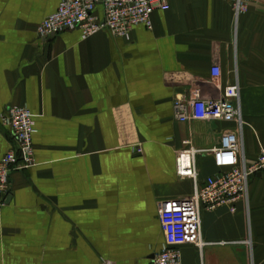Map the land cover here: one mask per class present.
I'll use <instances>...</instances> for the list:
<instances>
[{"label":"crops","instance_id":"1","mask_svg":"<svg viewBox=\"0 0 264 264\" xmlns=\"http://www.w3.org/2000/svg\"><path fill=\"white\" fill-rule=\"evenodd\" d=\"M59 2L0 0V114L22 106L34 122V164L10 174L0 201V264H150L163 244L158 202L192 193L176 176L177 153L203 151L202 184L227 169L210 151L238 132L237 120L178 122L174 101L216 98L237 82L243 157L258 156L264 0L237 20L223 0H167L152 29L128 40L77 30L42 40L36 28ZM13 147L0 124V158ZM233 207L202 211L205 245L182 246V264H264V175Z\"/></svg>","mask_w":264,"mask_h":264},{"label":"built area","instance_id":"2","mask_svg":"<svg viewBox=\"0 0 264 264\" xmlns=\"http://www.w3.org/2000/svg\"><path fill=\"white\" fill-rule=\"evenodd\" d=\"M232 8L235 20L247 12L249 6L260 0H224ZM101 8L102 17L97 15ZM167 0H60L52 14L36 28L37 36L47 40L68 30H77L81 38L107 31L111 35L129 39L136 27L152 29L151 16L155 11H166ZM213 80L219 76L216 66L211 69ZM237 82L219 88L216 98L187 101L176 99L174 117L178 122L237 120L238 132H225L220 145L210 151L220 168L226 170L199 183L195 165L196 155L203 151L187 147L175 157L178 178L189 179L192 193L189 196L159 201L158 220L163 234L160 251L153 255L150 264H182L181 247L190 244L201 250L205 242L201 237V213L228 206L235 211L234 203L247 198L249 178L256 173L264 175V142L259 144L256 160L247 164L243 157L241 140V111ZM0 124L8 130L14 147L0 158V201L9 193L10 174L33 166L34 122L31 112L22 106H7L0 114ZM188 144V142H186ZM103 264H109L108 262Z\"/></svg>","mask_w":264,"mask_h":264},{"label":"rangeland","instance_id":"3","mask_svg":"<svg viewBox=\"0 0 264 264\" xmlns=\"http://www.w3.org/2000/svg\"><path fill=\"white\" fill-rule=\"evenodd\" d=\"M224 1V0H223ZM260 1H262V0H260ZM260 1H258V2H260ZM238 84V83H237ZM238 87H239V85H238ZM240 92V91H239ZM194 97H196V96H194ZM198 98V97H197ZM199 99H203V98H199ZM204 99H206V98H204ZM240 104V103H239ZM240 111H241V109H240Z\"/></svg>","mask_w":264,"mask_h":264}]
</instances>
